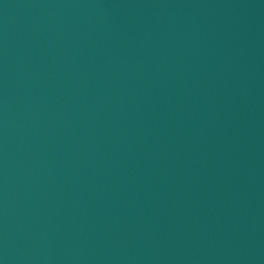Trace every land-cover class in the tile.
<instances>
[{
	"label": "water",
	"instance_id": "95a60500",
	"mask_svg": "<svg viewBox=\"0 0 264 264\" xmlns=\"http://www.w3.org/2000/svg\"><path fill=\"white\" fill-rule=\"evenodd\" d=\"M0 264H264V39L0 57Z\"/></svg>",
	"mask_w": 264,
	"mask_h": 264
}]
</instances>
